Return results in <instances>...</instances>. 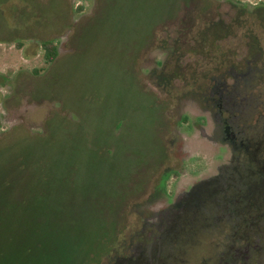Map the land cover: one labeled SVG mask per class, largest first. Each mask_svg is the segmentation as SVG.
Masks as SVG:
<instances>
[{"label": "rangeland", "instance_id": "374dc122", "mask_svg": "<svg viewBox=\"0 0 264 264\" xmlns=\"http://www.w3.org/2000/svg\"><path fill=\"white\" fill-rule=\"evenodd\" d=\"M263 2L0 0V264L125 256L164 174L180 187L229 164L205 139L212 98L264 142Z\"/></svg>", "mask_w": 264, "mask_h": 264}, {"label": "flooded vegetation", "instance_id": "af4514ba", "mask_svg": "<svg viewBox=\"0 0 264 264\" xmlns=\"http://www.w3.org/2000/svg\"><path fill=\"white\" fill-rule=\"evenodd\" d=\"M213 90L222 97L228 88ZM221 102L212 98L206 109L214 124L205 139L232 154L229 164L196 183L183 184L181 172V189L179 176L159 179L151 197L160 203L151 209L148 237L132 241L112 264H200L205 240L222 235L204 264H264V142L231 125L238 109Z\"/></svg>", "mask_w": 264, "mask_h": 264}, {"label": "trees", "instance_id": "16d2710c", "mask_svg": "<svg viewBox=\"0 0 264 264\" xmlns=\"http://www.w3.org/2000/svg\"><path fill=\"white\" fill-rule=\"evenodd\" d=\"M262 4H264V2ZM41 48L43 50V59L45 64L50 65L54 63L59 56V48L56 41L54 40L44 41L41 44ZM172 174L175 173L173 172ZM170 177H171V173L169 174V172H167L161 178L168 179Z\"/></svg>", "mask_w": 264, "mask_h": 264}]
</instances>
